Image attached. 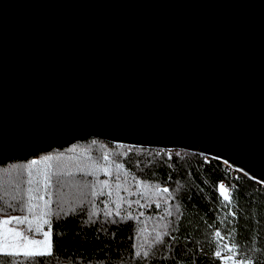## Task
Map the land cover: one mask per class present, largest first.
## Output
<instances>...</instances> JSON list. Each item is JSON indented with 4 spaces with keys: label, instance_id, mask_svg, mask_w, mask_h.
<instances>
[{
    "label": "water",
    "instance_id": "water-1",
    "mask_svg": "<svg viewBox=\"0 0 264 264\" xmlns=\"http://www.w3.org/2000/svg\"><path fill=\"white\" fill-rule=\"evenodd\" d=\"M89 139L264 187V0H0V166Z\"/></svg>",
    "mask_w": 264,
    "mask_h": 264
},
{
    "label": "trees",
    "instance_id": "trees-1",
    "mask_svg": "<svg viewBox=\"0 0 264 264\" xmlns=\"http://www.w3.org/2000/svg\"><path fill=\"white\" fill-rule=\"evenodd\" d=\"M101 147H107L111 152L109 161L100 159L105 153L99 149ZM177 152L180 157L176 156ZM169 156L173 159L169 160ZM45 157L52 159L45 161ZM32 160L40 163L31 170L33 184L29 186L27 166ZM118 164L125 167L118 170ZM104 167L111 172V177L104 175ZM48 171L63 173L59 185L55 183L57 178L53 177L54 187L51 191L56 201L67 192L74 193L80 199L87 197L85 189L80 190L73 185L72 179L77 178L81 183L92 186V192L95 186L97 195L89 201V205H95L98 210L104 206L115 209L119 197L125 199L129 195V200H137L139 194H128L134 193L132 188L123 190L127 181L168 187L170 195H163L167 196L169 203L165 204L159 196L152 199L160 202L159 208L150 201L145 203L143 199L141 203L150 206L140 208L133 204L128 208L126 203H122L121 216L132 212L133 219L121 220L113 215L112 219L117 221L115 224L105 223L102 212L93 224L88 221L87 210L84 209L75 208V213L69 211L59 220L53 215V256L26 258L21 254L14 257L18 264H141L134 255L135 251L145 239L151 242L157 231L163 232L164 225H168L167 231L175 237V240L164 237L171 250L164 251L155 260L150 259L147 264H235V259L246 258L254 264H264V187L218 161L187 152L132 148L89 139L64 149L39 153L25 161L0 166V207L7 203L15 205L17 201L28 202L29 187L42 193L44 174ZM89 172L92 175H84ZM117 175L119 180L116 179ZM103 180L109 181L108 187L104 188L99 183ZM117 183L121 185L119 189ZM221 183L229 189V200L220 194ZM101 190L105 195H99ZM40 194L33 191L31 203L42 208L43 200L38 199ZM44 199H48V196ZM38 207L33 214L25 210L19 215H28L31 222L34 219L39 222L41 219L35 213L42 209ZM167 210L173 213L171 217L166 216ZM12 212H0V216ZM140 212L144 215L140 216ZM44 228L49 229L46 224ZM141 229L146 231L141 233ZM217 232L221 234L220 237L216 236ZM225 244L232 249L235 259L224 263L216 252H220ZM0 257H4V253H0Z\"/></svg>",
    "mask_w": 264,
    "mask_h": 264
},
{
    "label": "snow or ice",
    "instance_id": "snow-or-ice-1",
    "mask_svg": "<svg viewBox=\"0 0 264 264\" xmlns=\"http://www.w3.org/2000/svg\"><path fill=\"white\" fill-rule=\"evenodd\" d=\"M93 143H95V141H93ZM177 157H180V153H176ZM52 157H45V160H51ZM100 159L102 161H109L110 157L109 154L107 152H105ZM169 160H172V156L168 157ZM40 161L37 160H32L31 164H29L27 166L28 168V175H29V179L27 181L28 185L31 186L33 184V180L31 179L32 176V168L33 166L39 164ZM117 169H121L124 168V165L118 164ZM104 171V175L111 177V172L108 170L107 167L103 168ZM63 175L62 172H53V171H48L45 172L44 174V180H43V192L39 195L38 199L43 200V206H42V210L40 213H38V216L43 219V223L48 225L49 231H43L42 235L44 237L43 240H39V239H35L34 237L36 235L41 234V229L37 228V229H33L31 227V221L29 220V216L28 215H12L9 216L6 219H2L0 220V224H4V225H8V224H12L13 222L15 223V225L17 226L16 228H12L9 229V231L13 232L15 234V236L17 238H22L23 240L27 241L26 244H21V243H16L14 244L12 247L14 248V251L12 252H5L4 248H0V252L4 253V257H0V264H18V262L14 259V257H17L19 255H21V249L23 248V256L24 257H44V256H48V257H52L53 256V251H52V240H51V217L53 215L56 216V218L59 220L61 218L62 215H67L68 213L66 212L64 206H63V200L62 199H58L56 201V207L55 209H53L52 204V191L51 189L54 187V182H53V177H56V185L60 184V177ZM71 175V174H69ZM84 175H92V173H84ZM117 180L120 179L119 175H117L116 177ZM99 183L104 187H108L109 185V181L108 180H103V181H99ZM142 183V181H137V187L139 188L140 184ZM116 187L119 189L121 187V185L119 183L116 184ZM145 188L148 189V191L154 193V195L161 197V199L164 200V203L167 204L169 203V200L167 198V196H164L163 194H169L170 195V189L168 187H161L158 184H154V185H145ZM219 188L221 190V195H224V190H225V185L223 183H221L219 185ZM33 191H37L39 192V189H33L32 187H29L28 192H29V196H28V202H24V201H17L16 204H11V203H7L5 204L3 207H0V212L2 213H7L9 210L11 211H18V212H24L25 210L27 211L28 214H33L34 209L36 207H38L37 205H34L31 203V200L34 199V197L31 195V193ZM125 191H128L127 188H125ZM130 195H136L137 193H129ZM92 195L95 197L97 195V192L95 190V186H93V192ZM99 195L103 196L105 195L104 191L101 190L99 192ZM108 195L110 196L111 193L109 192ZM141 196H145L147 195V193L145 192H141L140 193ZM45 196H48V199H44ZM225 200H229L228 196H224ZM122 203H126L128 208H131L133 204L138 205L140 208H145L146 206H150V205H146V204H142L141 201L139 199L132 201V200H125L124 197H119V201L115 202V209L112 208H108L107 206H105L104 209L102 210H98L95 205H93L92 209L88 212V221L91 223H96V221L93 219L94 217L99 218L101 212L103 214V217L105 218L104 222L105 223H112L115 224L117 221L115 219H112L113 215H115L116 217H120L121 220H131L133 219V214L132 212H127L126 215L121 216V212H120V208H121V204ZM150 203H155V206L157 208H159L160 202L158 200H150ZM80 207H83V205L81 204ZM70 211L72 213L76 212L75 208L70 209ZM177 212H179V205H177ZM140 216H143L144 213L140 212L139 213ZM173 215V213L170 210L166 211V216L167 217H171ZM44 217H48L47 219H44ZM164 217H162L161 219H163ZM138 219V217H137ZM27 224L28 228H27V232L31 233L32 236L29 237L27 234L25 233H21L20 231H18V227L20 225H24ZM168 225H164V231L160 232L157 231L155 236L153 237L152 241L149 242L147 239H145L143 241V243L141 244L140 248H138L134 255L137 258L138 261L141 262V264H147V262L152 259L155 260L156 257L161 256L162 253L164 251H170L171 248L168 244H166L164 237H168L171 240H175V237L172 236L168 231H167ZM141 233L145 232V229H141L140 230ZM59 235V233H58ZM220 233L217 232L216 236L220 237ZM31 245H36L38 246L39 250H32L29 246ZM146 246V247H145ZM5 247H7V245H5ZM227 247V246H225ZM57 255H59V253H57ZM216 256L217 257H221V252L217 251L216 252ZM232 257H229V259H231ZM65 259H67V257H65ZM33 264H35V262H33ZM238 264H254V262L251 259H241L238 261Z\"/></svg>",
    "mask_w": 264,
    "mask_h": 264
},
{
    "label": "rangeland",
    "instance_id": "rangeland-1",
    "mask_svg": "<svg viewBox=\"0 0 264 264\" xmlns=\"http://www.w3.org/2000/svg\"><path fill=\"white\" fill-rule=\"evenodd\" d=\"M99 149H101L103 152L107 151V153L109 154V157L112 158V156H110L111 152L108 151L109 149L107 147H101ZM72 180H73V185L76 186L78 189H80V190L81 189H85L84 193L87 195V197L83 198V199H80V198H77L74 193L67 192L66 195L62 198L63 206H64L66 212H69L70 209H72V208H77V209L87 210V214H88L89 207H91V205H93V204L89 205V201L91 199H94V196L92 195V191H91L92 186H88V185H85V184L81 183V180L77 179V178H74ZM127 182H128V184L125 185V187H123V190H125V188H127L128 190L132 188L134 193L139 194L138 199L140 201H141V199H143L144 202L146 203V202H149L152 199H156V195H154V193L148 191V189L145 188V185L140 184V186L138 188L136 182H129V181H127ZM141 192H145V193H147V195L141 196L140 195ZM40 193H41V190L39 191V194ZM128 194H129V192H128ZM220 194H221V190H220ZM225 195L227 196L226 189L224 190V195H222V197L225 196ZM127 197H129V195ZM127 197L125 198V200H129ZM51 198H52V201L54 199L52 207H53V209H55V207H56V199L54 198V196H52ZM132 201H134V200H132ZM81 204L83 205V207H80ZM38 208H40V207H38ZM104 208H105V206L102 207V209H104ZM40 209H42V208H40ZM140 210H137V212L140 211ZM12 213L13 214H8L6 216H0V220L6 219V218H8L9 216H12V215H19L18 211H14ZM36 214H38V213H35V215ZM93 219L95 220L96 217H94ZM31 224L33 226V229H37V228L41 229V234L36 235L34 238L35 239H39V240H43L44 237L42 235V232L43 231H49V229L44 228L43 219H41L39 222L36 219H34L33 222H31ZM16 227L17 226L15 225L14 222L12 224H8V225L0 224V248H4L5 252L14 251V248L12 246L14 244H16V243H21V244H26L27 243V241L23 240L22 238H17L13 232L9 231V229L16 228ZM27 228H28V225L27 226L20 225L17 230L20 231L21 233H25L29 237H31L32 234L27 232ZM5 245H7V247H5ZM225 246H227V244H225L222 247V249H220L221 259L224 261V263L227 262V260L235 259V256H234L235 254H233L231 252L232 249L230 247H228V246L227 247H225ZM29 247L32 250H39L38 246H36V245H31ZM20 251H21V254H22L24 249L22 248ZM0 253H3V252H0ZM229 257H232V258L229 259ZM234 263L238 264V260L235 259Z\"/></svg>",
    "mask_w": 264,
    "mask_h": 264
},
{
    "label": "crops",
    "instance_id": "crops-1",
    "mask_svg": "<svg viewBox=\"0 0 264 264\" xmlns=\"http://www.w3.org/2000/svg\"><path fill=\"white\" fill-rule=\"evenodd\" d=\"M225 189H226V192H227V196L229 197V189L226 186H225ZM219 191H220V188H219Z\"/></svg>",
    "mask_w": 264,
    "mask_h": 264
}]
</instances>
